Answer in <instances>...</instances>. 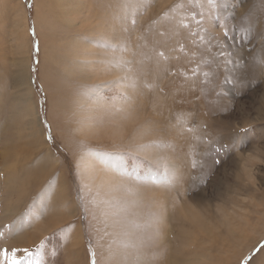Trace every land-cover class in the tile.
<instances>
[{
  "label": "rangeland",
  "instance_id": "374dc122",
  "mask_svg": "<svg viewBox=\"0 0 264 264\" xmlns=\"http://www.w3.org/2000/svg\"><path fill=\"white\" fill-rule=\"evenodd\" d=\"M43 1L0 0V264H264V0Z\"/></svg>",
  "mask_w": 264,
  "mask_h": 264
},
{
  "label": "bare ground",
  "instance_id": "6f19581e",
  "mask_svg": "<svg viewBox=\"0 0 264 264\" xmlns=\"http://www.w3.org/2000/svg\"><path fill=\"white\" fill-rule=\"evenodd\" d=\"M45 1V0H44ZM43 1V2H44ZM44 3H46V2H44ZM83 2H82V0H57V8H59L60 10H61V12H62V14L64 15V17L67 19V21L71 24V22H75V19H74V13H76V12H78V10L83 6ZM37 5H40V4H37ZM42 5H43V3H42ZM46 5V4H45ZM13 7H17L18 8V6H13ZM20 7V6H19ZM39 7H43V6H39ZM39 7H37V8H39ZM12 8V7H11ZM17 8H13V9H17ZM21 9V8H20ZM41 10V9H40ZM14 11V10H13ZM26 11V10H25ZM23 9H21V11H20V15L21 16H19V17H22L21 18V20L19 19V22H20V28H18V26H17V31L16 32H21L22 30L25 32V27H27V21H28V19H27V16H26V12H25ZM16 12V11H15ZM14 12V13H15ZM19 12V11H18ZM17 13V12H16ZM15 13V14H16ZM14 14V15H15ZM28 14V13H27ZM17 16H18V13L16 14ZM16 17V16H15ZM42 18V17H41ZM16 19V18H15ZM13 20H14V18H13ZM15 22V21H14ZM16 22H18V21H16ZM22 22V23H21ZM25 22V24H26V26L23 24ZM38 22V21H37ZM44 23V22H43ZM19 24V23H18ZM21 24H23L24 26H22ZM16 25H17V23H16ZM15 27V26H14ZM101 27V26H100ZM21 28H23V29H21ZM21 29V30H20ZM27 30H28V28H27ZM29 31V30H28ZM27 31V32H28ZM14 32V31H13ZM19 34V33H18ZM21 35H22V33H21ZM13 36H15V35H13ZM97 36H99V35H97ZM19 37H20V35H19ZM24 37H25V33H24ZM100 37V36H99ZM27 39V36L25 37V38H22V42L25 44V40ZM16 40V39H15ZM69 50V49H68ZM69 55V54H68ZM71 55V54H70ZM75 56V55H74ZM83 63V62H82ZM106 63V62H105ZM65 67V66H64ZM70 74V73H69ZM74 74V73H73ZM168 171V170H167ZM162 198L159 200V205L157 204V209L158 210H160L159 211V214H160V220H161V222L163 223V224H165V225H167L168 223H167V219H168V216H167V212H165V211H163V209H164V203H162ZM173 212H174V210H173ZM159 217V216H158ZM155 220H157V219H155ZM159 220V221H160ZM169 220V219H168ZM158 226V225H157ZM163 227H164V225H163ZM160 236V235H159ZM158 241V240H157ZM171 246V245H170ZM176 254V253H175ZM176 259V258H175Z\"/></svg>",
  "mask_w": 264,
  "mask_h": 264
},
{
  "label": "snow or ice",
  "instance_id": "6c2138e0",
  "mask_svg": "<svg viewBox=\"0 0 264 264\" xmlns=\"http://www.w3.org/2000/svg\"><path fill=\"white\" fill-rule=\"evenodd\" d=\"M261 63H264V57H261ZM95 264V261H94Z\"/></svg>",
  "mask_w": 264,
  "mask_h": 264
}]
</instances>
